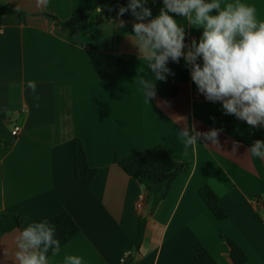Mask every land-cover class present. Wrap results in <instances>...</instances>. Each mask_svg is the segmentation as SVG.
<instances>
[{
  "label": "crops",
  "instance_id": "0c3cea01",
  "mask_svg": "<svg viewBox=\"0 0 264 264\" xmlns=\"http://www.w3.org/2000/svg\"><path fill=\"white\" fill-rule=\"evenodd\" d=\"M241 2L264 20V0ZM92 7V0H0V109L7 115L0 142L9 144L0 145V213L22 218V227L43 219L55 226L57 214L69 215L79 233L65 241L55 227L61 252H49L48 264H63L65 256H79L82 264H127L140 218L144 232L133 264H196L194 244L207 252L203 264H233L228 239L243 251L244 264H264V159L250 156L241 143L233 152L236 137L257 136L260 126L206 100L183 58L168 62L173 74L154 80L130 40L134 22L122 27L111 18L97 26L92 16L65 28L48 18L64 22L74 10ZM176 20L185 28L186 46L199 40L203 29ZM119 58L126 71L100 80L98 71L115 67ZM141 80H154L153 96H145ZM27 81L36 82L35 94ZM168 85L177 88L175 96L167 94ZM213 128L221 130L218 145L201 136L186 147L182 131ZM75 139L96 171L89 185L75 176ZM156 145L183 169L149 213L144 183L123 173L113 157ZM202 186L217 196L224 220L199 197ZM20 230L0 238V264H18Z\"/></svg>",
  "mask_w": 264,
  "mask_h": 264
},
{
  "label": "clouds",
  "instance_id": "9594fccd",
  "mask_svg": "<svg viewBox=\"0 0 264 264\" xmlns=\"http://www.w3.org/2000/svg\"><path fill=\"white\" fill-rule=\"evenodd\" d=\"M159 14L152 17L148 0H128L118 16L131 12L135 18L130 40L140 57L146 58L154 80L171 75L168 62L183 58L190 65V75L200 94L211 102H220L224 114L233 115L251 127L264 126V20L258 18L254 6L234 0H162ZM102 12L101 7L95 13ZM186 18L197 29H203L197 41L185 44V28L174 15ZM124 26V21H120ZM186 49V50H185ZM202 60V63L200 62ZM153 80V81H154ZM153 81L141 80L146 97L154 95ZM35 94L36 82L27 81ZM220 129L181 132L186 147L197 143L201 136L218 145ZM233 143V152L239 148ZM247 153L264 159V140L257 139ZM56 229L47 219L28 223L16 237L15 259L18 264H48V254L61 252ZM63 264H82L79 256H65Z\"/></svg>",
  "mask_w": 264,
  "mask_h": 264
},
{
  "label": "trees",
  "instance_id": "16d2710c",
  "mask_svg": "<svg viewBox=\"0 0 264 264\" xmlns=\"http://www.w3.org/2000/svg\"><path fill=\"white\" fill-rule=\"evenodd\" d=\"M93 7L91 9H76L72 12L71 17L64 22L59 21L55 17L50 18L56 25L65 28H74L80 23L86 21L90 17H95L96 25L102 24L105 20L117 18L122 21L136 22L131 12H126L122 16H118L120 7H127L128 0H92ZM101 7L102 12L95 13L96 7ZM151 9L152 17L159 14V10L163 7L162 0H148L145 5ZM174 15L175 19H185L181 16ZM127 69V62L124 58L117 59V64L113 68L101 69L98 71V77L102 81H109L113 78L121 76ZM167 94L175 96L177 88L168 85ZM7 119L6 112L0 109V124ZM264 140V126H260L259 134L254 137L242 138L236 137V141L247 146L257 140ZM8 147L9 144L1 143ZM74 148V170L75 176L85 185L91 184L96 176V171L89 167L85 149L79 139H75L73 143ZM113 162L117 165L123 173L133 180L144 183L143 188L147 192L145 203L149 208V213H152L157 205L163 201L169 193L173 182L181 174L183 166L176 162L174 158L159 145L150 147L148 149L139 151L130 156H123L120 153H114ZM198 195L204 202L206 207L217 220H224L226 214L219 205V201L215 193L208 186H202L198 190ZM23 225L22 218L14 214L0 213V238L12 232L13 230H20ZM55 227L58 233L65 241H70L78 233L79 229L75 222L66 213H59L55 216ZM144 232V219H139L137 239L132 246V255L127 256L128 263L133 264L134 254L138 251ZM230 259L233 264H244L247 259L243 251L230 239H228ZM195 249V263L203 264L207 252L200 244H194Z\"/></svg>",
  "mask_w": 264,
  "mask_h": 264
},
{
  "label": "built area",
  "instance_id": "2783aa9c",
  "mask_svg": "<svg viewBox=\"0 0 264 264\" xmlns=\"http://www.w3.org/2000/svg\"><path fill=\"white\" fill-rule=\"evenodd\" d=\"M18 133H19V129H18L17 127H15V128L11 131V135H12L13 137L17 136ZM141 205H142L141 203L138 204V208H139V209L141 208Z\"/></svg>",
  "mask_w": 264,
  "mask_h": 264
},
{
  "label": "water",
  "instance_id": "95a60500",
  "mask_svg": "<svg viewBox=\"0 0 264 264\" xmlns=\"http://www.w3.org/2000/svg\"><path fill=\"white\" fill-rule=\"evenodd\" d=\"M85 22V21H84ZM147 195V193H145V196Z\"/></svg>",
  "mask_w": 264,
  "mask_h": 264
}]
</instances>
